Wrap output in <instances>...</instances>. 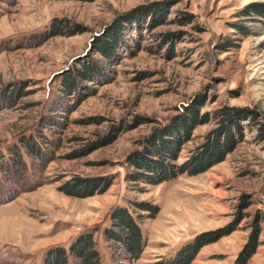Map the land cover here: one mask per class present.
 Wrapping results in <instances>:
<instances>
[{"label":"rangeland","instance_id":"374dc122","mask_svg":"<svg viewBox=\"0 0 264 264\" xmlns=\"http://www.w3.org/2000/svg\"><path fill=\"white\" fill-rule=\"evenodd\" d=\"M252 4L264 0H0V264H45L89 229L102 264H173L201 236L189 264H237L255 246L246 264H264V18L244 15ZM113 35L107 58L97 49ZM195 102L207 120L176 162L207 142L226 149L196 175L135 184L130 156ZM224 109L254 117L238 132L215 118ZM121 206L140 217L138 259L105 235Z\"/></svg>","mask_w":264,"mask_h":264},{"label":"trees","instance_id":"16d2710c","mask_svg":"<svg viewBox=\"0 0 264 264\" xmlns=\"http://www.w3.org/2000/svg\"><path fill=\"white\" fill-rule=\"evenodd\" d=\"M245 11L246 14L244 15L246 16L256 15L257 17L264 18V4H252ZM233 25L243 37L251 35L250 30H248L249 28L242 25L239 20L233 22ZM64 27L63 24L55 26L54 35L61 34L60 31ZM118 31V29L115 30L116 33ZM116 37L113 35L112 41L101 42L97 51L107 58L113 56L116 52L115 46L118 43ZM232 41L231 39L223 40L219 44V47L225 51L230 48ZM89 67L84 65L72 75L67 76L65 78V88L76 90L80 79L89 75L87 72ZM196 104L195 102L187 107V111L173 120L169 125H165L164 128L159 129L152 138L148 139V143L146 144L148 146L145 152H140L136 156H130V162L135 166V170L131 171L130 175L134 178L135 184L144 182L155 185L166 180H172L181 174L196 175L203 172L212 163V155L209 156L208 154L210 150L215 147H217L218 152L226 149L229 141L215 140V142H207L204 145V149L207 151L204 152V149H200L192 158L179 163L176 162L183 145L190 140L194 127L204 119L207 120V117H200L199 107ZM236 117L237 114L232 109H224L215 114V118H219L223 123L229 122L228 126H236L238 132L240 131V124L237 119L251 120L254 116L246 110L242 111L238 118ZM228 140L232 142L231 138ZM86 187H89V184H86ZM138 189L141 190L143 188L139 187ZM135 203L138 209L146 212L149 217L154 218L158 213V210L154 209V205L150 202L140 201ZM140 224V217L138 219L128 208L121 206L115 209L111 226L105 230L106 237L108 240L117 243L115 246L125 260L138 259L144 250L146 239ZM93 234L94 232L90 229L83 231L70 243L67 249L63 245L50 249L45 256V264H69L71 259L76 261L77 264H102L97 241L94 239ZM207 235L209 234H204V236ZM202 238V236L199 237L194 242L195 245L189 247L191 249L190 252H187V249L182 251V254L179 255L180 257L173 264H189L194 259L196 252L207 243ZM255 247L249 253L240 254L237 264H246L255 253Z\"/></svg>","mask_w":264,"mask_h":264}]
</instances>
